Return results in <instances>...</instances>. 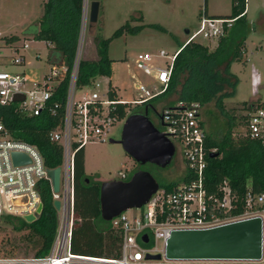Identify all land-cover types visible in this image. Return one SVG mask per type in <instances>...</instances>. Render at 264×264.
<instances>
[{
	"label": "built area",
	"instance_id": "obj_1",
	"mask_svg": "<svg viewBox=\"0 0 264 264\" xmlns=\"http://www.w3.org/2000/svg\"><path fill=\"white\" fill-rule=\"evenodd\" d=\"M91 0H82L77 44L71 67L61 63L49 62L46 70L28 82L25 74L8 69L0 71V103H8L14 93H23L19 106L33 114L44 108L56 113L58 102L49 104L56 85L68 71V87L64 102L62 123L52 129L50 139L62 146L59 189L54 191L47 174L48 167L37 147L25 140L10 135L5 124L0 121V225L3 214L22 216L40 212L36 209L41 200L38 180L47 178L52 197L59 200L57 209V228L50 248L45 254L6 252L0 239V264H264V190L255 191L247 187L241 201V211L233 213L238 207L236 193L226 180L219 182L214 190L205 182L207 166L206 154L214 147L205 144L206 132L201 125V107L198 102L179 99L174 105L163 107L158 127L176 146L180 147L187 171V179L178 182L173 188L159 186L140 206L138 214L128 215L126 210L113 216L109 221L120 229L119 255L114 257L93 256L73 253L71 250L72 226L75 201V152L84 147L89 140H106L114 122L120 117L116 114L119 103H143L164 92L168 86L173 61L182 46L172 52L160 48L158 52L143 50L136 54L135 65L145 75L146 81L136 84L140 96L133 99L117 97V90L108 81L102 89L101 78L94 77L90 83L77 85L80 60L85 51L86 31L89 22ZM246 4V2H245ZM245 12V8L242 13ZM236 17L209 15L202 12L198 27L185 39L197 41V35L206 39L219 38L227 33ZM31 38V37H30ZM34 39V38H31ZM38 40V39H34ZM45 41V40H44ZM50 46L52 45L50 42ZM29 42L24 39L17 47L26 48ZM17 50V49H16ZM34 56L39 57L35 52ZM161 57L162 64L154 58ZM14 64L25 61L24 54L11 60ZM81 93L76 95V89ZM110 91L115 95L111 96ZM129 109L127 110V114ZM244 135L261 140L264 145V100L246 112ZM126 116V115H125ZM123 118V117H122ZM19 151L29 157V161L14 163L11 152ZM127 172H120L119 179H126ZM260 215L263 222L262 251L255 258H169L165 256L164 244L172 229L207 227L238 218ZM147 234V241L142 239ZM162 239L163 247L153 243ZM3 248V249H2ZM147 253H160V258L147 257Z\"/></svg>",
	"mask_w": 264,
	"mask_h": 264
},
{
	"label": "trees",
	"instance_id": "obj_2",
	"mask_svg": "<svg viewBox=\"0 0 264 264\" xmlns=\"http://www.w3.org/2000/svg\"><path fill=\"white\" fill-rule=\"evenodd\" d=\"M81 2L82 0H43L41 16L26 33V36L31 38L50 42L52 45L48 52V61L61 63L67 66L68 70L71 67L77 44ZM245 2L246 0H231L230 12L225 16L236 18L227 33L218 38L213 49H209L206 44L199 41L181 42L179 46L182 47L174 58L166 90L143 102L148 112L150 108L156 110L154 103L156 98L164 101L162 108L174 105L179 99L200 104V122L206 132L205 144L208 147H214L216 152L214 155H210V152L206 154L205 182L211 190H214L223 180L228 182L238 200V207L233 213L241 211L242 196L247 187L255 191L264 190V145L257 138L244 134L235 136L233 132L236 124L235 115L223 106V98L235 93L239 81L237 74L230 70L231 62L242 60L245 63L246 61L242 55L250 27L245 13L241 14L245 8ZM143 26L144 24L130 25L126 21L108 37L100 34V28L94 29L92 32L94 52L80 60L77 85H87L98 75L110 76L112 59L108 55L109 42L125 31L137 33ZM152 26L166 31V28L159 23H152ZM91 29L92 25L89 30ZM6 40L13 43L19 40V36L12 34ZM67 87L68 71L56 85L49 99V104L58 102L55 114L48 108H44L39 114H33L28 110H23L16 100L5 104L0 103V121L5 124L10 135L35 145L48 168H54L62 161V146L50 139L49 132L62 123ZM219 91L220 94H217ZM110 95L113 96L115 93L110 91ZM212 100L219 107L225 123L224 126V123L219 122L220 126H224L219 132L216 130L218 124L215 129L208 127L203 118L202 108ZM257 104H260L259 99L245 101L244 108L248 111ZM144 106L136 111H144ZM127 109L128 103H119L116 114L122 118L127 115ZM242 117L245 121L247 114H242ZM74 166L75 216L72 226L71 250L77 254L117 256L120 251V229L100 215L99 187L101 181L85 170L83 147L75 152ZM184 169L183 175L178 179L158 180L159 186L171 189L178 182L186 180L188 169L185 162ZM131 174L128 173L126 179ZM38 190L43 208L34 220L26 221L22 216L12 214H3L1 220L11 224L17 230L26 228L27 234L35 237L33 238L34 253L45 254L56 233L58 213L53 204L51 186L47 178L38 180ZM5 251L13 252L11 248Z\"/></svg>",
	"mask_w": 264,
	"mask_h": 264
},
{
	"label": "rangeland",
	"instance_id": "obj_3",
	"mask_svg": "<svg viewBox=\"0 0 264 264\" xmlns=\"http://www.w3.org/2000/svg\"><path fill=\"white\" fill-rule=\"evenodd\" d=\"M247 4L249 27L256 37L259 33L262 35L258 40L262 44L264 43V0H247ZM230 7L231 0H101L97 21L92 23L91 30L89 26L87 27V42L83 57L90 56L94 52L92 42L94 29L100 28V34L108 37L126 21L130 25L144 24L137 33L125 31L109 42L108 55L112 59V72L110 76L105 75L101 78L102 89L109 81L117 90V97L128 100L138 98L141 92L135 86L142 80L146 81L148 76L135 65L137 52L147 50L157 53L160 48L172 52L198 27L200 15L205 8L208 14L225 15L230 11ZM42 9L43 0H0V71L8 69L21 72L30 82L38 76V73L47 69L50 44L44 40H34L26 36L41 16ZM152 23L163 25L166 31L153 27ZM12 34H17L19 40L13 43L8 42L6 39ZM24 39L29 42L28 47L13 48L14 44L17 47ZM195 39L206 44L209 49H213L218 41V38L206 39L200 35H197ZM246 46L242 55L246 59L245 63L242 60H235L230 64V70L239 78L236 91L232 96L223 98L224 108L235 115L236 124L233 127L235 136L244 132L245 121L242 114L247 111L244 108V102L264 100V49L256 47L255 43L252 45L250 41H247ZM35 52L38 53V58L34 56ZM21 53L25 55L24 63L14 64L10 61ZM154 59L156 63L162 64L163 58ZM80 93V89H76V95ZM217 94H220V91ZM163 102L156 98L154 100L156 110L150 108L148 112L149 117L158 127L161 124L159 115ZM143 106V103L129 102V113L140 110ZM202 111L208 127L215 129L218 124L219 126L216 127L218 132L224 128L223 116L214 100L205 104ZM126 116L114 122L108 139L89 140L83 147L85 168L100 181L118 178L122 171H126L127 174L132 173L139 166V163L124 150L121 143L109 140L110 138L118 139L121 136ZM219 122L224 123V126H220ZM141 166L148 169L157 180L178 179L185 171L181 149L178 146L166 166H158L151 162ZM140 211V207H132L127 209L126 213L131 215L138 214ZM27 231L26 228L17 230L11 224L1 220L0 239L4 250L11 248L17 253H33L35 237H30ZM153 245L162 248V239H156Z\"/></svg>",
	"mask_w": 264,
	"mask_h": 264
},
{
	"label": "water",
	"instance_id": "obj_4",
	"mask_svg": "<svg viewBox=\"0 0 264 264\" xmlns=\"http://www.w3.org/2000/svg\"><path fill=\"white\" fill-rule=\"evenodd\" d=\"M100 1L91 0L88 26L97 21ZM186 31H188L186 29ZM23 93H14L12 100H22ZM110 141L121 143L124 150L138 163L151 162L166 166L175 152L173 142L154 124L144 111L129 113L122 126L121 136ZM216 154L211 151L210 155ZM14 163L29 161V157L19 151L11 152ZM54 191L59 189L60 167L48 168ZM159 187L158 180L145 168L134 170L128 179L111 178L102 180L99 187L100 215L110 220L121 211L142 206ZM53 204L59 208V200ZM43 202L36 211L41 212ZM26 221L36 218L34 213L23 215ZM263 222L260 215L238 218L200 228L172 229L164 244L165 256L169 258H255L262 251ZM147 241V234L142 235ZM147 257L160 258V253H147Z\"/></svg>",
	"mask_w": 264,
	"mask_h": 264
},
{
	"label": "crops",
	"instance_id": "obj_5",
	"mask_svg": "<svg viewBox=\"0 0 264 264\" xmlns=\"http://www.w3.org/2000/svg\"><path fill=\"white\" fill-rule=\"evenodd\" d=\"M205 12L207 13V9L205 8ZM230 12V11H229ZM228 12V13H229ZM228 13H226V14H228ZM245 15H246V18H247V20H248V13H249V7H248V4H247V0H246V4H245ZM208 14V13H207ZM209 15H217V14H215V13H212V14H209ZM225 16V15H224ZM248 25H249V20H248ZM253 29H255V28H253ZM258 32V31H257ZM262 35L259 33V35L256 37L255 36V34H254V32L253 31H251V28H250V31L248 32V34H247V37H246V39H245V41H246V43H247V41L249 42L250 41V43L253 45V43H255L256 44V47L257 46H259L260 47V49H264V43H259V38L261 37ZM246 43H245V49L247 48V46H246ZM259 43V44H258ZM244 49V50H245ZM85 170L87 171V169L85 168Z\"/></svg>",
	"mask_w": 264,
	"mask_h": 264
},
{
	"label": "flooded vegetation",
	"instance_id": "obj_6",
	"mask_svg": "<svg viewBox=\"0 0 264 264\" xmlns=\"http://www.w3.org/2000/svg\"><path fill=\"white\" fill-rule=\"evenodd\" d=\"M144 109H145V106H144ZM157 127H158V126H157ZM141 165H142V164L139 163V166L137 167V169H138V168H144V167H142Z\"/></svg>",
	"mask_w": 264,
	"mask_h": 264
}]
</instances>
